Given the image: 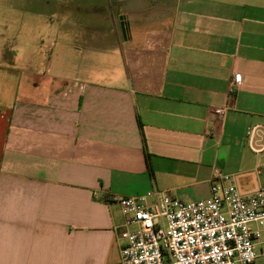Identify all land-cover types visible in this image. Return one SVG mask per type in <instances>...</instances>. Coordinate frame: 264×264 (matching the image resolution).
Instances as JSON below:
<instances>
[{"label":"crops","instance_id":"obj_1","mask_svg":"<svg viewBox=\"0 0 264 264\" xmlns=\"http://www.w3.org/2000/svg\"><path fill=\"white\" fill-rule=\"evenodd\" d=\"M8 8L29 75L0 106V264H116L118 197L204 198L214 168L242 193L264 187V153L247 142L264 123V0Z\"/></svg>","mask_w":264,"mask_h":264},{"label":"built area","instance_id":"obj_2","mask_svg":"<svg viewBox=\"0 0 264 264\" xmlns=\"http://www.w3.org/2000/svg\"><path fill=\"white\" fill-rule=\"evenodd\" d=\"M240 80L235 74L230 87ZM227 110V103L216 106L214 115L223 120ZM247 142L264 153V123L248 128ZM117 202L124 221L116 264H259L264 256V187L242 193L220 168L213 169L204 198L183 200L152 189Z\"/></svg>","mask_w":264,"mask_h":264},{"label":"rangeland","instance_id":"obj_3","mask_svg":"<svg viewBox=\"0 0 264 264\" xmlns=\"http://www.w3.org/2000/svg\"><path fill=\"white\" fill-rule=\"evenodd\" d=\"M14 1L16 0H0V106H5L7 103L9 105L14 98L15 88L13 87V76L29 75L28 72L22 71L18 66L23 55L28 52V47L24 45L19 50H16L14 47L12 28L19 22V19L13 17L12 13L7 10L9 9L8 6ZM26 20L27 19H24V22H26ZM2 34H4L6 38H4ZM4 39H6L5 46L2 44ZM12 53L16 54L15 60H10L8 56ZM2 98H5L7 102L4 103L5 101Z\"/></svg>","mask_w":264,"mask_h":264}]
</instances>
